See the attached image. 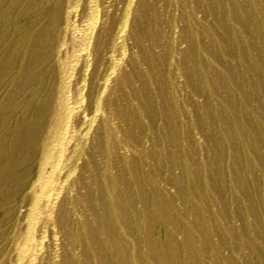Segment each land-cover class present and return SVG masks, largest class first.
I'll use <instances>...</instances> for the list:
<instances>
[{"label": "rangeland", "instance_id": "obj_1", "mask_svg": "<svg viewBox=\"0 0 264 264\" xmlns=\"http://www.w3.org/2000/svg\"><path fill=\"white\" fill-rule=\"evenodd\" d=\"M0 264H264V0H0Z\"/></svg>", "mask_w": 264, "mask_h": 264}, {"label": "bare ground", "instance_id": "obj_2", "mask_svg": "<svg viewBox=\"0 0 264 264\" xmlns=\"http://www.w3.org/2000/svg\"><path fill=\"white\" fill-rule=\"evenodd\" d=\"M164 250V249H163ZM164 252H165V250H164ZM166 257H168V256H166Z\"/></svg>", "mask_w": 264, "mask_h": 264}]
</instances>
